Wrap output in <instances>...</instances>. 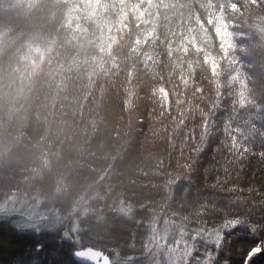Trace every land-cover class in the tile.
<instances>
[{
    "label": "trees",
    "instance_id": "obj_1",
    "mask_svg": "<svg viewBox=\"0 0 264 264\" xmlns=\"http://www.w3.org/2000/svg\"><path fill=\"white\" fill-rule=\"evenodd\" d=\"M2 204L41 220L0 218V264L88 247L246 264L264 244V0H0Z\"/></svg>",
    "mask_w": 264,
    "mask_h": 264
},
{
    "label": "rangeland",
    "instance_id": "obj_2",
    "mask_svg": "<svg viewBox=\"0 0 264 264\" xmlns=\"http://www.w3.org/2000/svg\"><path fill=\"white\" fill-rule=\"evenodd\" d=\"M2 207H0V218H12V224H14L15 226L19 227L22 226L24 227L23 224H28L29 226H35L37 225L39 222V220H41V216L38 213H28L29 208H27V212L22 211L24 210L23 207H20V205L18 207H13V208H8L6 209L8 206L5 204L1 205ZM35 212V211H34ZM36 221V222H35ZM167 253V254H164ZM181 254L178 253L177 255L173 252V251H169V252H161V250H153L150 251V253L148 254L147 258L141 263V264H187L188 262L186 260H184L183 256L181 258ZM184 261V262H183ZM114 264H128L126 260H116L114 259L112 261ZM109 264H112L110 262L109 259Z\"/></svg>",
    "mask_w": 264,
    "mask_h": 264
},
{
    "label": "snow or ice",
    "instance_id": "obj_3",
    "mask_svg": "<svg viewBox=\"0 0 264 264\" xmlns=\"http://www.w3.org/2000/svg\"><path fill=\"white\" fill-rule=\"evenodd\" d=\"M242 223H244V221L237 218V219L226 222L223 227H224L225 231H231V230L236 229L237 227L241 226ZM256 231H257V227L253 226L251 228V232L253 234H255ZM222 241H223V233L218 230V232L215 234L213 243H215L216 247L219 248L221 246ZM257 257H264V244H261L258 247L254 248L248 254L246 264H255V260ZM211 260H212V257L209 256L206 264H210Z\"/></svg>",
    "mask_w": 264,
    "mask_h": 264
},
{
    "label": "water",
    "instance_id": "obj_4",
    "mask_svg": "<svg viewBox=\"0 0 264 264\" xmlns=\"http://www.w3.org/2000/svg\"><path fill=\"white\" fill-rule=\"evenodd\" d=\"M72 258L78 264H109L107 254L91 247L73 252Z\"/></svg>",
    "mask_w": 264,
    "mask_h": 264
},
{
    "label": "bare ground",
    "instance_id": "obj_5",
    "mask_svg": "<svg viewBox=\"0 0 264 264\" xmlns=\"http://www.w3.org/2000/svg\"><path fill=\"white\" fill-rule=\"evenodd\" d=\"M9 221V222H8ZM8 221H3V224H7L8 226H12L13 228H15V229H18V230H22V231H29V230H34L35 231V229H38L37 227V225H35L34 227L33 226H29L28 227V224H23L24 225V227H22V226H19V227H17V226H15L14 224H12V220H8ZM33 235V234H32ZM28 252V251H27Z\"/></svg>",
    "mask_w": 264,
    "mask_h": 264
}]
</instances>
